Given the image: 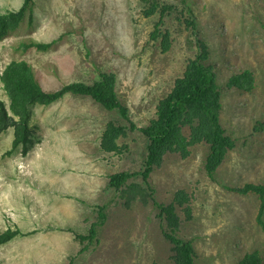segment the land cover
<instances>
[{"label":"rangeland","instance_id":"1","mask_svg":"<svg viewBox=\"0 0 264 264\" xmlns=\"http://www.w3.org/2000/svg\"><path fill=\"white\" fill-rule=\"evenodd\" d=\"M161 1L178 10L165 18L167 51L150 38L158 15L145 17L140 0H34L31 13L0 39V74L12 60L24 59L46 89L114 73L117 94L135 124L119 140L124 152L106 153L100 137L104 125L119 117L116 111L66 95L33 105L26 153L11 150L12 128L0 135V232L19 231L0 245V264H172L152 200L169 203L179 189L190 194L192 207L179 236L193 241L198 264H241L252 253L264 264L259 199L230 189L264 183V0ZM21 4L0 0V13ZM183 5L194 13L192 28ZM198 39L209 46L222 89L221 122L234 147L213 178L204 168L207 144L193 146L186 158L166 154L148 178L150 201L137 198L126 208L108 178L143 168L148 141L140 128L195 56ZM30 41L52 44L24 50ZM243 71L252 74L251 87L228 84ZM0 99L8 105L1 81ZM133 181L147 187L141 177ZM100 206L107 219L98 241L81 243L77 234H87Z\"/></svg>","mask_w":264,"mask_h":264},{"label":"trees","instance_id":"2","mask_svg":"<svg viewBox=\"0 0 264 264\" xmlns=\"http://www.w3.org/2000/svg\"><path fill=\"white\" fill-rule=\"evenodd\" d=\"M140 1L144 4L145 17L158 15L150 38L159 41L162 51H167L171 40L168 29L164 27L165 18L178 10L173 4L161 0ZM33 3L34 0H22L16 11L0 13V39L31 13ZM182 3L184 4L185 0H182ZM181 13L187 16L188 27H194L192 9L183 5ZM196 43L195 56L188 60L183 74L175 80L171 90L158 101L155 116L146 126L140 128L148 141L143 168L137 172L123 171L108 178V187L118 192L119 199L126 208L137 198L143 204L150 201L152 190L148 186V178L154 169L163 164L166 154L175 153L186 158L193 146L207 144L209 153L204 168L208 176L213 178L228 151L234 147V140L226 133L221 122L222 89L217 82L209 46L200 39ZM51 44L52 41H30L22 46L24 50H46ZM0 81L9 99L8 105L0 99V135L9 128L13 129L11 150L21 147L24 154L31 146L33 131L30 119L33 105H50L66 95L85 96L105 110L116 111L119 117L104 125L99 147L106 153L114 154H121L126 149V145H120L119 140L125 137L128 131L133 130L135 124L129 118L127 106L117 94L114 73L101 72L98 79L90 82L72 81L46 89L36 78L30 63L21 59L12 60L5 66L0 74ZM251 82L252 74L249 71L234 74L228 80V84L238 87H244L246 83L248 88L251 87ZM120 119L127 124L121 123ZM137 177H141L147 185L146 188L133 181ZM230 189L243 194L254 193L258 197L256 222L264 231V183L247 182L242 187ZM190 201V194L183 189L177 190L169 203H157L152 200L162 222V235L170 244L172 264H198L193 241L179 236L182 222L191 218ZM181 211L184 213V219L181 217ZM106 219L105 208L98 207L95 220L87 234H77L76 238L81 243L97 240L98 228ZM18 232L10 228L1 231L0 245L12 240ZM241 264H259V257L256 253L246 254Z\"/></svg>","mask_w":264,"mask_h":264}]
</instances>
